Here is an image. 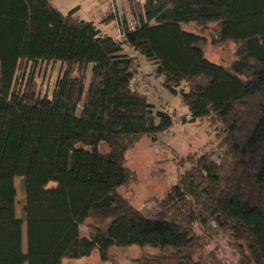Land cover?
<instances>
[{"label":"trees","instance_id":"obj_1","mask_svg":"<svg viewBox=\"0 0 264 264\" xmlns=\"http://www.w3.org/2000/svg\"><path fill=\"white\" fill-rule=\"evenodd\" d=\"M129 3L136 26L121 20L116 40L51 0H0V264H64L94 251L106 262L134 246L158 251L135 264H207L215 234L240 248V264H264V0ZM210 25L220 44L237 46L231 64L206 59ZM126 49L157 66L191 122L219 126L215 149L188 156L190 168L147 213L119 193L133 177L126 154L175 121L133 88ZM42 63L62 65L51 97L18 76ZM88 220L97 221L89 239L80 235Z\"/></svg>","mask_w":264,"mask_h":264},{"label":"rangeland","instance_id":"obj_2","mask_svg":"<svg viewBox=\"0 0 264 264\" xmlns=\"http://www.w3.org/2000/svg\"><path fill=\"white\" fill-rule=\"evenodd\" d=\"M69 1V0H68ZM82 1V0H77ZM144 1V0H142ZM126 4V3H125ZM130 23L132 22L129 21ZM127 21V23H129ZM187 29L200 31L195 25ZM207 43L204 54L207 60L214 64H231L237 52L234 43H219V35L216 25H210L204 29ZM201 32V31H200ZM131 56V55H130ZM135 66L136 77L148 85L145 92L149 102L155 107L156 112L165 113L174 118V126L161 135L142 137L126 154V166L131 170L132 180L119 189V193L139 211L149 212L156 208L157 202L163 200L169 191L179 182L180 176L190 168L186 163L188 156L200 154L204 151H212L217 145V133L219 126H213L208 119H199L191 122V116L187 107L183 104L180 95H174L167 90L159 79L154 64L139 58ZM62 65L59 63H42L37 66H29L19 73L20 83L25 86L32 81L36 93L43 97H51L55 84L61 75ZM146 85V86H147ZM182 88L187 89V85ZM190 117V118H189ZM186 123H184V121ZM17 190V216L24 219V184L21 178L15 180ZM55 187L50 184L48 188ZM95 220H88L80 226L82 238L89 239L96 225ZM201 233V231L199 230ZM208 245L203 249V255L207 264H240V248L227 236L212 235ZM24 248L26 250V230L24 226ZM152 248L130 247L128 249L114 248L110 251L108 261L101 260L98 251L91 256L80 259L65 260L64 264H135L145 257L157 254Z\"/></svg>","mask_w":264,"mask_h":264},{"label":"crops","instance_id":"obj_3","mask_svg":"<svg viewBox=\"0 0 264 264\" xmlns=\"http://www.w3.org/2000/svg\"><path fill=\"white\" fill-rule=\"evenodd\" d=\"M51 2L64 15L76 9V13L74 14L76 19L94 22L102 34L111 36L116 40L123 39L120 21L123 19L128 22L134 20L130 10L129 0H82L81 2L77 0H51ZM111 15L114 18L105 21ZM125 53L139 58V55L131 49H126ZM141 59L144 58L142 57ZM144 60L147 61L146 59ZM155 68L157 69V66ZM159 79L161 78L159 77Z\"/></svg>","mask_w":264,"mask_h":264},{"label":"built area","instance_id":"obj_4","mask_svg":"<svg viewBox=\"0 0 264 264\" xmlns=\"http://www.w3.org/2000/svg\"><path fill=\"white\" fill-rule=\"evenodd\" d=\"M128 26L130 29L134 28L136 26V21L135 20H132V22L128 23ZM132 85H133V88L137 91H139L140 93L142 92H145L148 88V85L146 86L145 83L143 81H141L139 78L135 77L133 79V82H132ZM190 118V117H189Z\"/></svg>","mask_w":264,"mask_h":264}]
</instances>
